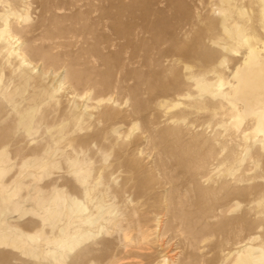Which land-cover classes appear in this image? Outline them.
I'll list each match as a JSON object with an SVG mask.
<instances>
[{
    "label": "bare ground",
    "instance_id": "obj_1",
    "mask_svg": "<svg viewBox=\"0 0 264 264\" xmlns=\"http://www.w3.org/2000/svg\"><path fill=\"white\" fill-rule=\"evenodd\" d=\"M95 1L47 0L41 9L75 11L71 19L84 20L83 9ZM22 2L31 5L30 0ZM222 2L229 8L221 20L225 33L230 39L236 38L240 48L248 50L227 90L223 89L221 76L214 82L208 79L214 72L215 52L196 48L195 43L187 40L188 35L181 40L178 31L183 28L174 21L159 15L152 24L129 29L124 35L117 33L127 37L129 43L124 50L131 53V64L141 52L148 57L145 66L152 68L155 63L159 68V61L153 63L150 59L156 50L160 59L172 65L168 73L176 77L175 82L168 83L169 74L164 70L156 75L164 84L157 87L149 82L151 93L157 92L163 98L160 106L170 125L160 133L176 147L178 165L168 176L162 174V181L152 187L163 195V205L141 213L133 205L139 204L138 186L131 177H125L131 165L126 154L118 151L110 162L113 154L104 153L102 165L97 166L95 157L88 155L78 142L69 140L66 151L57 140L50 143L52 121L46 107L59 103V99L81 96L79 90L85 78L73 75L75 64L66 60L65 54L50 56L44 47H36L42 41L40 38L33 36L24 47L15 46L13 40L18 34L14 23L28 20L30 14H21L15 8L16 0H0V111L4 104L10 113L9 118L0 120V126L8 121L13 123L0 128V244L12 245L46 264H101L102 258L108 264H120L129 258L146 262L127 264H175L179 254L169 247L186 240L188 245L209 254L208 263L264 264V188L258 183V179L264 182V42L259 45L248 32L253 16L246 9L231 7L228 0ZM261 7L264 23V0ZM234 11L245 19L246 25L228 24ZM100 16L108 21L110 13L106 11ZM215 44L232 49L221 41ZM162 45L168 48L162 49ZM132 75L138 82L143 78L138 71ZM192 86L196 87L198 97L194 98ZM206 95L217 104L212 110L205 108L206 114L199 117V102ZM187 99H195L200 110H180ZM127 100L113 109L115 115L119 107L128 106ZM119 101L108 94L100 102L110 105ZM71 104L68 116L61 114L54 121L59 141L68 135L71 124L81 129L80 120H70L80 117L77 103L72 100ZM13 131L23 136L22 142L41 143L40 149L33 150L31 156H21L18 148V157L13 158L8 142ZM115 133L119 135L118 131ZM130 155L136 156L134 151ZM63 163L80 186V194L68 191V183L61 190L55 184L42 186L52 175L51 169L61 170ZM16 167L19 174L6 180ZM244 182L245 186L239 185ZM51 185L54 188L50 193ZM174 192L179 194L176 204L181 206H186L184 199L188 193H194L191 202L187 201L194 207L192 213L175 208L169 197ZM28 215L40 219L36 244L11 234L15 229L22 233L14 221ZM190 218L199 228L198 233L191 239H182L184 229L175 222ZM45 228L52 230L50 236ZM105 238L112 239L111 249L97 255Z\"/></svg>",
    "mask_w": 264,
    "mask_h": 264
},
{
    "label": "rangeland",
    "instance_id": "obj_2",
    "mask_svg": "<svg viewBox=\"0 0 264 264\" xmlns=\"http://www.w3.org/2000/svg\"><path fill=\"white\" fill-rule=\"evenodd\" d=\"M222 1L224 0H97L92 3L91 7L88 6L83 9L84 20H72L71 17L75 15V11H59L58 9H50V12L43 11L41 4H45L47 0H30V6L24 4L22 0H16L15 8L21 14L29 11L30 18L14 23V31L18 34L13 40V42H16L15 46L21 44L24 47L25 42L33 36L40 38L42 41L37 43L36 47H44L45 52L50 56H56L60 53L65 54V59L69 60L71 64H75L73 75L75 77L82 75L85 78V82L79 90L82 92L81 96L72 95L70 100L59 99V103L52 102L49 107H46L45 110H48L49 119L52 121L50 125L52 134L49 139L50 143L57 140L60 147L66 151L69 148V140L78 142L88 155L95 157L97 166L102 165V155L104 153L113 154L110 162L117 157L118 151L126 154L125 159L131 165L126 171L125 177H131L138 186L140 191L139 204L135 203L133 205H137L138 211L141 213L146 212L148 208H157L163 205L161 199L163 195L153 190L152 187L162 181V174L168 176L175 171L178 165L176 147L168 139L161 137L160 133L161 130L170 125L163 108L160 106V101L163 98L157 92L151 93L150 90L152 83L157 87L164 84L163 79H158L156 75H160L161 71L164 70L166 74H169L172 65L164 59H160V56L156 54V50L152 52L153 56L151 55L150 59L153 63L154 60L159 61V68L155 67V63L152 68L145 66V59L148 57L141 52L137 53V59L131 64L129 61L131 53L124 50L129 43L127 37H119L117 33L120 32L119 34L124 35L129 29L134 30L144 26V24H152L159 15L174 21L175 24H179L183 28L182 31H178L181 40L188 35L187 40L195 43L196 48H204V50L208 49L215 52L214 68L212 67L214 72L208 76V79L210 82H214L218 76H221L223 89L227 90L230 83L233 82V73L236 67L244 61L248 50L240 48L238 40L234 37L230 39L225 33L221 20L229 8ZM228 1L231 7L234 6L241 11L246 9L245 11L253 16L252 21L249 22L251 29L248 32L261 45L264 42L261 0ZM90 10L98 12L91 15L88 13ZM106 11L110 13L108 21L100 16V13ZM238 15L234 11L228 24L232 26L235 24L246 25L245 19ZM80 31H83L82 35ZM46 37H49V39H45ZM147 39H150L149 35ZM216 41H221L226 47L232 49H222L215 44ZM247 42L250 45L251 40ZM161 48L166 49L168 46L162 45ZM133 71H138L139 75L143 76L140 82L133 78ZM166 78L168 83H173L176 77L170 73ZM190 90L194 94V98L198 97L196 87L192 86ZM108 94H112L114 99H120V101L110 105L100 102ZM127 98L129 99L127 100L128 106L119 107V112L115 115L113 109L117 108L122 100ZM72 100L77 103L80 117H74L70 120L76 122L80 120L81 129H75L74 124H71L67 129L68 135L59 141V136L56 135L58 126L54 121L61 114L68 116ZM0 101H2L1 97ZM184 103L179 108L180 110L193 112L200 110L195 105V99L184 100ZM199 103H201L202 108L196 114L199 117L206 114L205 108L212 110L210 108H214L217 104L210 95H206ZM3 108L4 110L0 111V120L10 116L9 108L4 104ZM12 125L13 123L8 121L1 126ZM115 131H118L119 135ZM1 138L0 133V141ZM22 139L23 136L21 134L15 135L14 131L8 137L13 158L18 157L16 155V149L18 148L21 156H31L33 150H39L42 145L39 142L31 144L29 140L22 142ZM133 151L136 156L130 155ZM137 152L140 154H137ZM68 171L64 163L61 165V170L51 169L52 175L42 182V186L47 185V183L49 185L55 184L61 190L65 187V183H68V191L80 194V186L75 177L70 175ZM258 172L260 171L258 170ZM18 174V167H16L6 180L10 181L13 176ZM258 183L264 188L262 179H258ZM246 184L244 182L239 185L243 187ZM118 187H121V185ZM53 188L52 185L48 187L50 193L53 192ZM9 194L11 193L9 192ZM23 194L26 197L25 191ZM182 195H185L184 192ZM169 197L174 201L177 210L182 208L183 212H193L194 207L190 202L191 198L194 197V193H188V196L185 197L184 204L186 206L176 204L179 197L177 192L170 193ZM187 201L190 202L187 203ZM14 223L22 228V233L15 229L11 231V234L26 239L30 244H36V232L41 228L38 217L28 215L23 220L14 221ZM175 223L180 224L184 229L185 234L182 239H191L198 233L199 228L191 218L178 219ZM45 233L50 236L52 230L45 228ZM105 240L106 242L99 245L100 252L97 255H102L103 252L111 249L109 242L112 239L105 238ZM179 241L172 243L169 247V249L174 250L173 253L179 254L178 257L180 258L175 264H215L208 263L211 257L206 252L203 253L194 246L188 245L186 240ZM44 246L47 247L48 244H44ZM203 254L205 256H202ZM107 255L103 257H107ZM141 260L140 258H129L119 263L146 262ZM101 261L103 262L101 264H108L104 263L105 258H102ZM46 263V261L36 259L12 245L0 244V264Z\"/></svg>",
    "mask_w": 264,
    "mask_h": 264
}]
</instances>
